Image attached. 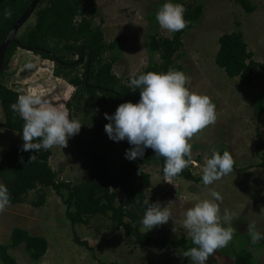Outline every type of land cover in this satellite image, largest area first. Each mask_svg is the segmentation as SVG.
<instances>
[{"label":"rangeland","instance_id":"obj_1","mask_svg":"<svg viewBox=\"0 0 264 264\" xmlns=\"http://www.w3.org/2000/svg\"><path fill=\"white\" fill-rule=\"evenodd\" d=\"M197 1L203 4L202 15L184 34V56L177 61L182 65V71L191 77V84L187 85L189 90L212 99L216 105L217 119L215 124L195 134L189 141L192 145L189 167L195 176H202V167L211 158L212 149L215 148L232 154L235 169L205 186L202 179L193 181L178 175L168 178L171 181L169 183L165 181L159 164L144 166L152 183L147 196L153 203L160 202L161 206L173 201L171 210L177 223L173 224L170 219L168 223L152 230H142L154 237L167 235L191 240L186 236L180 221L186 210L197 202L213 199L210 192L215 190L223 196L221 215L225 208L234 213L231 225L239 236L232 241L237 245H245L257 263L264 264V245L253 246L243 237L247 233V225L252 221L256 222L257 230L264 234V168L257 166L261 159L256 151L258 134L264 141V113L257 117L253 107L254 100L264 92V70L258 69L252 85L245 87L241 85L239 77L230 78L215 62L219 36L235 30L243 33L255 59L264 62V0H250L256 6L251 13H247L233 0ZM165 2L169 0H97L103 18L105 40L110 42L116 37L121 38L118 50L108 53L109 56L119 55L114 72L120 78L124 79L132 73L139 74L148 65L147 34L152 25L151 19L152 16L156 19L158 9ZM170 2L177 3L174 0ZM34 21L33 15L25 25H31ZM155 22L153 26L159 34L172 35V32L162 29L157 20ZM154 59L159 61V55ZM28 64L34 67L28 69ZM54 67V61L18 47L1 80L21 95L42 94L53 106H58L62 100L69 98L74 87L54 76ZM75 120L82 123L80 132L69 138L67 147L51 148L53 154L50 162L60 180L78 181L83 163L92 150L98 152L101 161L112 166L122 164L128 141L116 142L108 137L99 126L100 122H104L103 112L97 111L96 122L92 121L91 112H79ZM3 122L4 111L0 104V158L11 146L23 145V133L5 128ZM63 193L66 191L63 190ZM48 194L42 206H33L29 202L11 204L0 214V243H7L12 229L18 226L47 238L49 246L41 264H192L190 258L181 255L180 248L141 246L106 216L97 215L89 224L73 227L67 218V206L62 196L54 189H49ZM124 198L121 195L118 201ZM74 230L81 239L88 240L89 246L76 243ZM9 252L18 264H36L24 245L11 248ZM0 264H3L1 259ZM207 264L228 262L214 255Z\"/></svg>","mask_w":264,"mask_h":264},{"label":"trees","instance_id":"obj_2","mask_svg":"<svg viewBox=\"0 0 264 264\" xmlns=\"http://www.w3.org/2000/svg\"><path fill=\"white\" fill-rule=\"evenodd\" d=\"M233 1L247 13L256 9L250 0ZM31 2L32 0H0V44ZM174 2L187 9L185 19L190 23L184 30L164 36L155 30L156 19L152 16L154 20L151 19L152 25L147 34L150 60L141 73H163L170 68L182 71V65L177 60L184 56L183 36L193 27V22L201 17L203 4L197 0ZM5 9H11L12 14L8 19L4 18ZM33 15V24L26 26L25 22L16 37L29 51L54 61V76L64 79L74 87L69 98L56 106L67 108L70 119H75L79 112H91V119L96 122L97 111L111 115L119 104L139 101L140 90L132 92L128 87L130 75L122 79L114 72V64L119 55L109 56L108 53L118 50L121 38L116 37L110 42L105 40L103 18L97 0H40L31 16ZM218 42L216 64L224 69L230 78L239 77L241 85L251 86L255 72L258 69L264 70V62L255 59L243 33L237 30L223 33ZM18 47L20 44L11 42L6 51L4 70L0 75V104L4 111L2 125L23 133L24 121L10 108L21 94L1 80ZM156 55H159V61L154 59ZM81 56H84L82 62ZM81 100H84V103H81ZM253 107L257 117L264 113V92L254 100ZM107 123L109 121L104 115V122H100L99 126L104 129ZM130 147L132 145L127 142L126 150ZM256 151L261 159L257 166L264 168V141L260 134ZM219 152L223 154V150ZM52 154V149H41L36 153L23 151L22 144L13 145L2 154L0 182L9 189L12 205L29 202L33 206H42L46 203L48 190L54 189L62 196L67 206V218L73 227L77 224H89L92 218L102 215L108 217L117 228H122L126 236L134 238L141 246L176 247L182 251L194 246L191 240L167 235L154 237L142 230L141 220L146 210L142 203L149 199L147 190L152 186L151 176L144 171V166L159 164L162 173L164 166V158L155 156L151 148L145 149L144 156L135 160H128L124 153L123 162L119 166L101 161L98 152L92 150L83 163L81 178L75 182L58 178L50 162ZM31 155L36 157L34 161H29ZM140 168L142 172L138 174ZM178 176L193 181L202 179V176H195L191 167ZM63 190L66 193H63ZM121 195L125 198L118 201ZM149 201L152 202L151 199ZM238 236L236 230L234 237ZM243 237L253 246L264 245V239L253 244L248 232L244 233ZM74 240L81 246H89L88 240L81 239L76 232ZM20 245L25 246L36 264H41L49 246L45 236L32 234L22 227H14L8 242L0 243V259L3 264H18L9 249ZM215 255L223 257L228 264H258L253 253L245 245H237L233 241L227 247L218 249Z\"/></svg>","mask_w":264,"mask_h":264},{"label":"clouds","instance_id":"obj_3","mask_svg":"<svg viewBox=\"0 0 264 264\" xmlns=\"http://www.w3.org/2000/svg\"><path fill=\"white\" fill-rule=\"evenodd\" d=\"M187 9L179 3L165 2L156 13V20L162 29L169 32L184 30L190 21L185 19ZM11 9H5L4 18L11 17ZM32 64L26 65L31 69ZM191 77L183 71L170 68L167 72H146L130 75L128 87L132 92L140 90V99L133 103H121L111 115L105 113L109 123L104 130L116 142L127 140L132 147L126 150L128 160L142 158L145 149L151 148L155 156L164 158L163 174L165 181L182 173L192 161L191 138L216 122V105L208 95L189 90ZM24 121L22 128L23 151H47L54 146L67 147L69 138L77 135L82 123L69 118L67 108L53 106L42 94L27 93L20 95L10 105ZM35 155L29 157L34 161ZM235 160L225 150L223 154L212 149L211 158L202 167V182L205 186L234 171ZM142 172V169H138ZM213 199H204L186 210L180 221L191 239L193 247L182 251L183 257L190 258L192 264H207L218 249L228 246L233 240L236 229L231 221L234 213L224 209L221 215L220 204L223 196L211 191ZM219 201L220 203H217ZM139 203V201H137ZM169 201L165 206L160 202L145 199L146 206L141 220L144 232L162 226L171 219L175 220ZM11 205V193L7 186L0 184V214ZM227 225V226H224ZM173 231L176 229L173 227ZM247 232L253 244L264 239V234L256 228V222L247 225Z\"/></svg>","mask_w":264,"mask_h":264},{"label":"water","instance_id":"obj_4","mask_svg":"<svg viewBox=\"0 0 264 264\" xmlns=\"http://www.w3.org/2000/svg\"><path fill=\"white\" fill-rule=\"evenodd\" d=\"M40 0H32L30 5L27 7V9L23 12V14L19 17V19L16 21L12 29L9 31L7 36L4 38L2 43L0 44V75L2 71L4 70V63L6 58V51L11 42H17L20 44L21 48H24L28 50L26 47H24L19 40L16 37L17 32L21 28V26L30 18V16L33 14L35 8L37 7ZM84 59V56H81L80 61L82 62ZM75 62H73L74 64ZM90 63V58L88 60V64Z\"/></svg>","mask_w":264,"mask_h":264}]
</instances>
